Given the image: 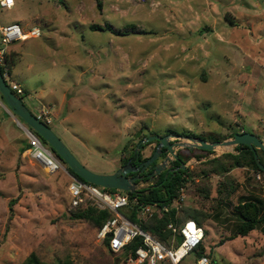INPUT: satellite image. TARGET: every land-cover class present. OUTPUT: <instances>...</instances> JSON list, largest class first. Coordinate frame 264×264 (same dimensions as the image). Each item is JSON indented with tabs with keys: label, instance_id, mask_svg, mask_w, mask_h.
Returning a JSON list of instances; mask_svg holds the SVG:
<instances>
[{
	"label": "rangeland",
	"instance_id": "obj_1",
	"mask_svg": "<svg viewBox=\"0 0 264 264\" xmlns=\"http://www.w3.org/2000/svg\"><path fill=\"white\" fill-rule=\"evenodd\" d=\"M96 1L14 0L0 8L2 24L39 29L37 37L8 44L12 75L26 83L10 79L23 88L19 97L32 113L48 108L49 128L80 163L112 174L137 140L153 134L192 143L187 136L213 142L252 132L264 141V0ZM0 105V264H20L30 252L44 261L131 264L127 250L109 253L96 226L71 216L67 166L48 172L21 151L27 126L1 98ZM156 143H145L141 155ZM174 149L190 175L178 220L189 209L208 215L202 247L212 264H264V221L219 242L240 222L237 203L257 200L264 213V174L246 158L219 174L216 164L205 163L237 153L235 146Z\"/></svg>",
	"mask_w": 264,
	"mask_h": 264
},
{
	"label": "built area",
	"instance_id": "obj_2",
	"mask_svg": "<svg viewBox=\"0 0 264 264\" xmlns=\"http://www.w3.org/2000/svg\"><path fill=\"white\" fill-rule=\"evenodd\" d=\"M13 4L14 0H0L1 9L9 8ZM39 35L38 28L30 30L27 35L18 23L0 22V69L8 87L18 97L24 95V90L18 82L10 79L7 46L16 40ZM33 114L46 125L52 123L51 113L44 106L38 107ZM24 132L28 139V147L24 150L26 154L41 163L48 172L65 170L64 162L53 154L37 133L28 127H25ZM69 177L67 189L72 208L83 205L98 210H110L112 216L97 228L96 237L100 241H106V247L111 253L118 254L127 250L125 260L131 264H181L193 253L195 255L193 264H212L209 255L198 249L202 245L205 229L195 220L169 219L165 225L158 226L155 232L141 227L143 222L159 219L164 213L169 215L172 209L177 214L184 200L183 186L179 187L177 196L165 203L141 200L139 195L131 197L129 192L120 189L101 187L72 175ZM256 177L260 178L259 172L256 173ZM178 236L180 240L177 239ZM134 240L137 243L136 247L130 248L129 245Z\"/></svg>",
	"mask_w": 264,
	"mask_h": 264
},
{
	"label": "water",
	"instance_id": "obj_3",
	"mask_svg": "<svg viewBox=\"0 0 264 264\" xmlns=\"http://www.w3.org/2000/svg\"><path fill=\"white\" fill-rule=\"evenodd\" d=\"M0 94L2 95L6 105L12 110V112L23 121V123L37 133L60 157L67 168L71 169L74 173L80 176L84 181L93 183L95 185L120 189L129 193L147 188L154 178L165 169L169 156L156 163L153 166V171L148 174L145 183H142V176L140 175L147 166L152 164L160 155L161 148L166 147L169 151V155L174 158H178L175 152V146H186L188 148L196 147L208 151H214L217 146H236L238 144H245L251 151H253L254 159L261 170L264 171V165L260 162L256 149L264 150V141L255 133L241 132L234 133L232 138L223 141L208 142L202 138L186 137L192 143L177 141L170 142V135H149L141 138L134 149V152H138L145 143H149L153 140H158V144L154 152L143 160L139 165L135 166L130 163V160L121 167H119L112 174H98L88 168H86L80 161L73 155L69 148L63 143V141L49 128L48 125L40 121L34 116V114L27 108L23 101L14 94V92L8 87L5 82L1 69H0ZM139 133L135 134L130 140L137 137ZM175 138H180V135H174ZM130 141V142H131ZM185 163H182V169H184ZM136 172L133 176H128L129 173ZM157 186V185H153ZM180 240V236L177 237Z\"/></svg>",
	"mask_w": 264,
	"mask_h": 264
},
{
	"label": "trees",
	"instance_id": "obj_4",
	"mask_svg": "<svg viewBox=\"0 0 264 264\" xmlns=\"http://www.w3.org/2000/svg\"><path fill=\"white\" fill-rule=\"evenodd\" d=\"M96 4L97 6H100L101 5L100 0H97ZM91 27L93 29L101 28L100 25H91ZM107 28H111V26L107 25ZM114 30L119 33L126 32L121 29H114ZM0 97L4 101L1 94H0ZM168 132L175 133L172 130H169ZM234 133H237V132H234ZM238 133H241V132H238ZM182 136H186V134L183 133ZM202 139H205V138H202ZM211 140H218V138H212ZM42 141L46 143L43 139ZM27 147L28 146L23 147L21 151L26 150ZM51 150L56 154L57 157H59L58 154L52 148ZM201 150L208 151L204 149H201ZM235 150H237V153H231V152L223 153L220 156L206 160L205 163L216 164L218 168L215 169V172H216L215 174H219L222 172L223 173L228 172L233 167H238V166L243 165L242 164L243 160L246 158L245 159L246 165L264 174V171L259 168V166L257 165L254 159L253 151H251L245 144L236 145ZM259 151H261L264 154V150L256 149L257 154ZM135 155L136 153L134 152V147H131V153L129 155L123 156L122 162L126 163L130 158L131 159L135 158ZM258 157H259L260 162L264 165V162L260 158L259 154H258ZM67 170L70 175L74 176L75 178L79 180L84 181L80 176L74 173L71 169L67 168ZM187 172H188L187 169H181L177 174L173 176L171 175V173H168L165 178L162 173L160 174L158 179L155 181L156 184L154 183L157 186H153V184H150L147 188L135 191L133 193H129V195L131 197L134 195H139L140 199L145 200V201H161L165 203L170 202L175 196H177L179 187L183 186V181L187 180L186 177L190 176L187 174ZM129 175H134V173H130ZM234 213L236 214L240 222L237 224L234 232L230 236L226 237L225 239H221L219 241L220 244L224 242V240L233 239L238 235L245 236L251 230L256 229L258 225H260V223L264 221L263 209L261 205L259 204V202L254 199H248V200H244L242 202L237 203L234 206ZM71 216L88 221L92 225L99 228L105 220H107L108 218L112 216V214L110 210L108 209L98 210L95 207L82 205V206H78L77 208H74V210L71 213ZM176 218L178 219V215L176 214V211L172 209L169 215L164 213L159 219L143 222L141 224V227L147 231L155 232L158 226H163L166 224V222L169 219L176 220ZM207 218H208L207 214H202L196 209L186 210L185 217H184V219L195 220L200 225H202V222ZM205 233H206V230H205ZM104 244L106 247V244H107L106 241H104ZM136 244L137 243L134 240L133 242L130 243L129 247L135 248ZM202 246L203 245H200L198 248L200 252L205 251V249ZM106 250L109 253H111L107 249V247H106ZM20 264H73V263L71 262L70 259H57L55 261H44V260H41L35 252H30L22 260Z\"/></svg>",
	"mask_w": 264,
	"mask_h": 264
},
{
	"label": "flooded vegetation",
	"instance_id": "obj_5",
	"mask_svg": "<svg viewBox=\"0 0 264 264\" xmlns=\"http://www.w3.org/2000/svg\"><path fill=\"white\" fill-rule=\"evenodd\" d=\"M141 139V138H140ZM139 139V140H140ZM139 140H137L136 142H138ZM157 141V143L155 144V146H154V148L152 149V151L150 152V154L148 155V157L154 152V150H155V148H156V146H157V144H158V140H156ZM137 144V143H136ZM145 145V144H144ZM144 145L143 146H141V148H140V150L138 151V152H135L136 153V155H135V158H130L129 160H130V163L132 164V165H135V166H137V165H139L143 160H145L147 157H144V156H142L141 155V151H142V149H143V147H144ZM49 146V145H48ZM50 148V147H49ZM51 149V148H50ZM161 153H160V155H159V157L152 163V164H150L149 166H147L146 167V169L140 174L141 176H142V179H141V181H142V183H145V181L147 180V177H148V174L150 173V172H152L153 171V166L156 164V163H158V162H161V161H163L165 158H166V156H169V159H168V161H167V165H166V167H165V169L164 170H162L155 178H154V180L152 181V183L151 184H153V185H155L156 183H155V181L158 179V177L160 176V174H162L163 173V175H164V178L166 177V175L168 174V173H171V175L173 176V175H175V174H177L181 169H182V163H184L183 162V159H182V157L181 156H178V158H174V157H172L171 155H169V151L167 150V148L166 147H162L161 148ZM53 152V151H52ZM53 154L54 155H56L54 152H53ZM162 158V160H161V158ZM160 158V159H159ZM128 162V161H127ZM126 162V163H127ZM126 163H121V166L122 165H124V164H126ZM131 173H134V175L136 174V172H131ZM130 174V173H129ZM128 174V176H133V175H129ZM155 183V184H154Z\"/></svg>",
	"mask_w": 264,
	"mask_h": 264
},
{
	"label": "crops",
	"instance_id": "obj_6",
	"mask_svg": "<svg viewBox=\"0 0 264 264\" xmlns=\"http://www.w3.org/2000/svg\"><path fill=\"white\" fill-rule=\"evenodd\" d=\"M25 33H27V35H28V34H29V31H27V32H25ZM10 44H12V43H10ZM14 54H15L14 50H12V49H8V48H7V57H8V61H9V63H10V68H11L10 73H11V76H12V77L15 76V74H14V76L12 75V74H13L12 68H13L14 63H15ZM15 77H17V79H20V80H22V81L25 82V78H24L23 76H21V74H18V75L15 76ZM13 80H14V79H13ZM16 82H17V81H16ZM41 82H42V81H41ZM25 83H26V82H25ZM43 84H44V83H42L41 86H43ZM24 95H25V93H24ZM0 98H1V97H0ZM0 106H1V105H0Z\"/></svg>",
	"mask_w": 264,
	"mask_h": 264
},
{
	"label": "bare ground",
	"instance_id": "obj_7",
	"mask_svg": "<svg viewBox=\"0 0 264 264\" xmlns=\"http://www.w3.org/2000/svg\"><path fill=\"white\" fill-rule=\"evenodd\" d=\"M219 146H217V148H218Z\"/></svg>",
	"mask_w": 264,
	"mask_h": 264
}]
</instances>
